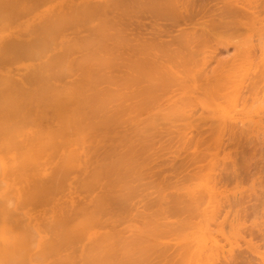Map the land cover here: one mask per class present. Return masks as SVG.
<instances>
[{"label":"bare ground","instance_id":"obj_1","mask_svg":"<svg viewBox=\"0 0 264 264\" xmlns=\"http://www.w3.org/2000/svg\"><path fill=\"white\" fill-rule=\"evenodd\" d=\"M83 1L50 13L59 0H0V62L37 61L18 79L0 75V182L16 207L13 217L0 212V264L16 255L39 264H264V161L255 162L264 150V100L256 102L264 47L252 44L264 45V0H220V11L215 3L207 29L228 41L196 24L179 41L171 36L177 44L162 41V30L158 38L132 35L116 17L134 2L189 24L193 0ZM30 16L24 39L21 20ZM80 27L90 35H63ZM253 34L260 39L249 41ZM222 38L235 44L238 62L226 61L231 68L217 54L220 69L208 72L215 52L205 47ZM241 140L260 142L253 163ZM242 177L252 181L253 200L240 183L232 188ZM21 215L32 218L38 239Z\"/></svg>","mask_w":264,"mask_h":264},{"label":"rangeland","instance_id":"obj_2","mask_svg":"<svg viewBox=\"0 0 264 264\" xmlns=\"http://www.w3.org/2000/svg\"><path fill=\"white\" fill-rule=\"evenodd\" d=\"M78 1V0H77ZM76 0H59V2H57V3H53V4H49L47 7H46V9L45 10H48L50 13L52 12V13H54L52 10H54L55 12H57L59 9L61 10L62 9V7H60V6H62V5H65V4H67V5H65V6H68L69 4H71V3H79V2H82L83 0H81V1H78L77 2ZM85 1H92V3H93V1H94V3L96 2V3H101V2H103L102 0H85ZM98 1V2H97ZM107 1H109V0H107ZM115 1V0H114ZM123 1H125V2H127L126 0H123ZM187 2H186V4H187V6H188V4H190V3H188V0H186ZM194 2H191V4L188 6V11H187V13H186V15L184 16L185 17V21L186 22H193V24H191V22L189 23V24H185V22H183L184 20H182V19H178V22L176 21L175 22V20L173 19V18H170L169 16H167L166 14L165 15H163V14H160V13H158V12H156V11H154L155 9H154V7L153 8H151V9H148L147 7H145V8H138V7H136V6H134L133 5V3H132V5H130L125 11H121V10H119V12L121 13V14H119V16L121 15L122 17H119V18H117L118 16H117V13L118 12H114V13H116L115 15L117 16L116 17V20L118 21V20H120L119 21V23L120 22H122L125 26H127L129 29H127L128 30V32L130 31V30H133V33L130 31L129 33H132V35L134 34V33H136L135 35L137 36V32H139V34L138 35H142V36H145L146 35V37H148L149 35V37H152L153 35L156 37V38H158V36L159 35H157L156 36V34H157V32L159 33L160 31H158V30H162L161 32L163 33H161L160 32V34L162 35H160L159 36V38L162 40V41H166V40H168V41H166V42H168V43H170V42H172V40L174 41L173 42V44L175 43V44H177L178 42L177 41H175V39L181 34V33H183V32H187V31H190L193 27L192 26H194V28L193 29H197V31L198 30H200L199 29V26H200V28L202 27L203 29L202 30H205V31H210V32H208V36L210 37V38H212V36H210V34H213V32H220L221 33V35L223 36L224 35V37H225V39H227V41H228V39L230 38V36L228 35V33L226 34V33H224V32H222V31H220V30H218V29H216L215 31H213L214 29L211 27V28H208L207 29V27H210V24L211 23H213V18H215V16H217L218 14L217 13H219V12H216V11H220V8H222V6H223V4H220V3H218V2H220V0H200V1H198V0H193ZM203 1H205V2H203ZM209 2V3H207V2ZM213 1V2H212ZM224 2H225V0H223ZM222 1V2H223ZM84 2V1H83ZM181 2H183V0L181 1ZM200 2H202V3H200ZM217 2V5L218 6H216V8H215V3ZM221 2V3H222ZM64 3V4H63ZM69 3V4H68ZM104 3V2H103ZM105 3H106V0H105ZM184 3V2H183ZM192 3H193V5H192ZM204 3V5H202L201 6V4H203ZM211 3H212V7H211ZM214 3V4H213ZM102 4V3H101ZM196 4H198L197 6H196ZM209 6H208V5ZM182 5H184V4H182ZM222 5V6H221ZM179 6H180V2H179ZM191 6V8H189ZM196 6V7H195ZM203 7L204 8V10H198V7ZM205 6V7H204ZM181 7V6H180ZM182 7H185V8H183V9H185V10H187L186 9V5L185 6H182ZM182 7L180 8V10H182ZM193 7V8H192ZM194 7L196 8V10L194 9ZM199 7V8H200ZM208 8V9H207ZM212 8H215V12H214V14H213V11H212ZM142 9V10H141ZM144 9H145V11H144ZM153 9V10H152ZM189 9L191 10V11H193V13L192 12H189ZM193 9V10H192ZM200 9H202V8H200ZM210 9H211V11H212V13H211V15L213 14V17L211 18V17H209L208 15H209V13L211 12L210 11ZM219 9V10H218ZM149 10H150V12H149ZM185 10H183V11H185ZM195 10V11H194ZM197 10L198 11H200L199 13L197 12ZM142 11H143V13H142ZM101 12V11H100ZM154 12V14H152ZM202 12V13H201ZM208 14H207V13ZM151 13V16H149V14ZM156 13V14H155ZM157 13L160 15L159 17H157ZM185 13H183V14H185ZM189 13V14H188ZM192 13V14H191ZM194 13H198L197 15L195 14L194 15ZM204 13V14H203ZM207 15H206V14ZM110 14H111V12L110 13H108L107 14V17L109 18V20H111L112 18H111V16H113V13L111 14V16H110ZM126 15V18H125V16H123V15ZM143 14H145V16L143 15ZM191 14V15H190ZM202 14V15H201ZM217 14V15H216ZM128 15V16H127ZM148 15V16H147ZM156 17H155V16ZM210 15V16H211ZM100 16H101V18H106V20H108V18L106 17V15L104 16L102 13H100ZM104 16V17H103ZM147 16V18L145 19V17ZM164 16V17H163ZM166 16V17H165ZM205 16V17H204ZM153 18V20L155 19V23H154V21H153V25L155 26V27H153V25H152V23H151V21H152V18ZM163 17V18H162ZM206 17H208V18H206ZM96 18H97V20H98V18L99 17H95L94 18V20L95 21H97L96 20ZM124 18V19H123ZM151 18V19H150ZM162 18V19H161ZM190 18V19H189ZM202 18V19H201ZM28 19H33V17L32 16H30V17H25V18H22V20H21V22H23V24H24V27H21V29L20 30H22L21 31V33H24V34H22V38H24V39H28V36L25 34V31H24V29H26V24L29 22L28 21ZM149 19V20H148ZM198 19V20H197ZM203 20V21H201V20ZM211 19H212V21H211ZM216 19H218L217 17H216ZM215 19V20H216ZM94 20H91L92 21V23L89 21L87 24H89V28H91V26H93V23L95 22ZM122 20V21H121ZM158 20V21H157ZM170 20V21H169ZM172 20H174V22H172ZM195 20V21H194ZM205 20V21H204ZM94 21V22H93ZM100 21H102L101 19H100ZM132 22L133 23V21H134V23H136V24H134L133 23V25L132 24H130L129 22ZM162 21V22H161ZM167 21V22H166ZM170 23H169V22ZM197 21V22H196ZM200 21V22H199ZM211 21V22H210ZM112 22V21H111ZM148 22V24H146ZM99 23V22H98ZM204 23V24H203ZM206 23V24H205ZM210 23V24H209ZM15 24V23H14ZM86 24V26L85 27H88V25ZM142 24V25H141ZM158 24V25H157ZM182 24V25H181ZM196 24H199V26L198 25H196ZM200 24H203L205 27H203V26H201ZM209 24V25H208ZM96 25V24H95ZM130 25V26H129ZM174 25V26H173ZM207 25V26H206ZM214 26L216 25V23H214L213 24ZM113 26H114V24H113ZM133 26V27H132ZM156 26H157V28H156ZM190 26V27H189ZM197 26V27H196ZM85 27H80V28H77L76 30L74 29V31H73V29L72 30H66V32L63 34L67 39H71V37H73L74 39H77V38H79V37H81V38H83V36L84 35H86L87 33L89 34V32L90 31H88L87 32V29H89V28H85ZM94 27V26H93ZM159 27V28H158ZM216 27V26H215ZM161 28V29H160ZM165 28V32H164V29ZM205 28V29H204ZM12 29H14V28H12ZM80 29H82V30H80ZM135 29H137L136 31H135ZM155 29H156V31H155ZM168 29V30H167ZM175 31H174V30ZM195 29V30H196ZM211 29H213V30H211ZM220 29V28H219ZM79 30V31H78ZM86 31V34H84L82 31ZM181 32H180V31ZM246 29H244V32H246L245 31ZM77 31V32H76ZM168 31V32H167ZM169 31H171V32H169ZM194 31V30H193ZM193 31H191V32H193ZM204 31V32H205ZM128 32H127V34H128ZM140 32H142V34H140ZM179 34H178V33ZM201 32V31H200ZM199 32V33H200ZM243 32V33H244ZM248 32V31H247ZM71 33V34H70ZM79 34V36H78V34ZM91 33V32H90ZM146 33V34H145ZM156 33V34H155ZM168 33V34H167ZM175 33H177L178 35L176 36V34ZM206 33V32H205ZM210 33V34H209ZM74 34V35H73ZM83 34V36H81ZM145 34V35H144ZM215 34V33H214ZM247 33H245V34H243L244 36L246 35ZM90 35V34H89ZM89 35H87V36H89ZM131 34H129V36H132ZM135 35H134V37H135ZM163 35H165V36H163ZM173 35V36H172ZM175 35V36H174ZM207 35V34H206ZM228 35V37H226ZM243 35H241V37H244ZM258 35H260V34H255V37H257ZM263 35V37H264V34H262ZM7 36V35H6ZM71 36V37H70ZM174 38V37H176L175 39H173L172 37ZM216 35H214V37H215ZM217 36H218V34H217ZM220 36V35H219ZM247 36V35H246ZM245 36V37H246ZM252 36V35H251ZM250 36V37H251ZM8 37V36H7ZM148 37V38H149ZM170 37V38H169ZM221 37V36H220ZM249 37V38H250ZM254 37V34H253V36L249 39V41L252 39V41H253V39L254 40H256L257 38H253ZM259 37V36H258ZM260 37H261V35H260ZM260 37L258 38V39H260ZM262 37V38H263ZM72 38V39H73ZM164 38V39H163ZM206 38V37H205ZM208 38V37H207ZM238 38V37H237ZM239 38H240V36H239ZM180 39V38H179ZM199 39V38H198ZM216 40H218L217 39V37L215 38ZM214 39V40H215ZM223 39V38H222ZM225 39H223L224 41V43L222 42V40H219L218 42L217 41H215L216 43L214 44V43H212L211 41H209L210 39H208V41L211 43H209V45H211L212 46V48H215L216 50L214 51V50H212V48H210L209 46V48L207 47H205V49L208 51H206L207 53H209V50L211 49V51H210V53H214L215 52V54H213V55H209V57L211 58V61H210V59L208 60L209 62H211L212 64L210 65V63L209 62H207V64H209L210 66H208L207 64H206V66H208V69L207 70H209L208 72H211L212 73V71L214 72V68H215V70L217 69V68H219L220 69V64L222 63V62H228V63H230V62H232V60H231V58L232 59H234V57H232L233 56V54L234 53H236V51H235V49H234V46H235V44H231V43H227L226 44V42L227 41H225ZM245 39V38H244ZM177 40H178V38H177ZM213 40V41H214ZM233 40H234V43L237 41L236 39H234L233 38ZM243 40V39H242ZM264 40V39H263ZM179 41V40H178ZM200 42H201V40H199ZM208 41H207V43H208ZM240 41V40H239ZM248 41V42H249ZM251 41V42H252ZM259 41V40H258ZM258 41H256V42H258ZM261 41V40H260ZM259 41V42H260ZM199 42V43H200ZM221 42V43H220ZM258 42V44L257 43H255L254 41L252 42V44L257 48V49H259V47L261 48V47H264V45H262V43L260 44ZM257 45H255V44ZM222 44V45H221ZM238 44H239V42H238ZM237 44V45H238ZM260 44V45H259ZM195 45H198V47H202L200 44H198V40H197V43L195 44ZM231 45L233 46V47H231ZM237 45H236V47H237ZM215 46V47H214ZM197 47V46H196ZM195 47V48H196ZM225 49V50H224ZM232 49H234V51L232 50ZM252 49H254V47L252 48ZM251 49V50H252ZM257 49H254V51H253V53H252V58L254 57V55H255V57L257 56V54H254L255 53V50L257 51V52H259V50H257ZM199 50H201V49H199ZM204 50V49H203ZM263 50H264V48H263ZM202 51V50H201ZM201 51H199L198 53L200 54V53H202ZM213 51V52H212ZM225 52V53H224ZM233 52V53H232ZM252 52V51H251ZM256 52V53H257ZM221 53V54H220ZM238 53V52H237ZM260 53V52H259ZM258 53V54H259ZM198 54V55H199ZM218 54V56L220 55L221 57L219 58L220 59V61L221 60H223V61H221V63L218 65V64H216L215 62H213V56H215V55H217ZM261 54V53H260ZM259 54V55H260ZM224 55V56H223ZM232 55V56H231ZM236 55V54H235ZM262 55H264V54H262ZM200 57L202 56V54H200L199 55ZM198 56V57H199ZM217 56V57H218ZM237 56H239V54L237 55ZM261 56V55H260ZM216 57V56H215ZM216 57V59H218ZM242 57V56H241ZM259 57V56H258ZM258 57H256L254 60L256 61L257 60V58ZM227 58V59H226ZM229 58H230V60H229ZM237 58H239V57H237ZM260 58L261 57H259V61H260ZM213 59V60H212ZM224 59H225V61H224ZM239 59H241V58H239ZM235 60V59H234ZM237 60V59H236ZM235 60V62H238V60L236 61ZM215 61V60H214ZM219 61V60H218ZM240 61V60H239ZM259 61H258V63H259ZM37 61H35L34 63H36ZM227 62H226V64H227ZM233 63V64H236V63ZM257 62V61H256ZM261 62V61H260ZM34 63H25V64H22V65H20V67H17V66H15V65H12V66H9V65H7V64H4V63H2V62H0V75H2V76H4V74H6V76H8V75H12L13 76V78H15V79H18V78H20L21 77V75L20 74H22V76H23V74L24 73H26V71L27 70H30L31 68H33V66H34ZM223 64V63H222ZM232 64V63H231ZM231 64H227V65H230L231 66V68L234 66V65H231ZM218 65V66H217ZM256 65H257V63H256ZM259 65V64H258ZM257 65V66H258ZM205 66V67H206ZM262 66H264V64L263 65H261V67H260V69L262 70ZM13 67H14V70H13ZM224 67V66H223ZM226 67V66H225ZM3 68V69H2ZM12 68V69H11ZM226 68H228L227 70H229L230 69V67H226ZM21 69V70H20ZM23 69V70H22ZM18 70V71H17ZM20 70V71H19ZM256 70H257V68H256ZM264 70V69H263ZM262 70V71H263ZM11 71H13V72H11ZM257 71H260L259 69L257 70ZM19 72V73H18ZM207 72V71H206ZM255 72V71H254ZM252 73V74H255V73ZM18 73V74H17ZM211 73H209V74H211ZM256 74H258L257 72H256ZM18 75V76H17ZM260 75V74H259ZM260 77H263V76H260ZM71 78V77H70ZM70 78H67L66 80H70ZM252 79L254 78V77H251ZM258 78H259V76H258ZM257 78V79H258ZM264 79V78H263ZM256 80V79H255ZM261 80V79H260ZM256 81H258V80H256ZM256 81H255V83H256ZM60 83H62V82H60V81H56L55 82V84H56V86H60ZM254 83V84H255ZM260 83V82H259ZM259 83H256V84H259ZM58 84V85H57ZM261 84H263L262 82H261ZM260 85V84H259ZM246 86H247V84H246ZM260 86H264V85H260ZM247 87H257V86H252V85H249V86H247ZM264 88V87H263ZM263 88H261V87H258V90H259V92L257 93V95L258 94H260V91L261 90H263V92L261 93L262 95H264L263 93H264V89ZM261 96V95H260ZM264 97H262L261 98V100H260V97H259V95H258V98H257V100H256V102L257 103H259V101H260V104H262L263 102H262V100H264L263 99ZM258 99H259V101H258ZM255 104V103H254ZM258 105V104H257ZM255 106V105H254ZM259 106V105H258ZM264 107V104L263 105H261V107ZM262 107V109H264ZM263 111V113L262 112H260V117H262L260 120L262 121L263 119H264V110H262ZM262 113V114H261ZM260 121V122H261ZM248 124V123H247ZM262 124V123H261ZM250 125V124H249ZM248 125V126H249ZM241 126H242V124H241ZM244 127H245V125H243ZM247 126V125H246ZM252 126V125H251ZM250 126V127H251ZM262 126V125H261ZM263 126H264V120H263ZM262 126V127H263ZM243 127V130L245 129L246 130V128H244ZM249 127V128H250ZM248 129V128H247ZM244 130V131H245ZM250 130H251V128H250ZM250 130L248 129L247 131H245V132H250ZM262 133L264 132V129L262 128ZM256 132V131H255ZM261 133V132H260ZM259 133V134H260ZM256 134H258L257 132H256ZM255 134V135H256ZM252 135V134H251ZM254 135V134H253ZM252 135V136H253ZM248 137H249V139H250V136L249 135H247ZM246 136V137H247ZM251 136V138H253L254 139V137H252ZM257 136V135H256ZM262 136H263V138H262ZM261 136V138H260V135H259V137H258V139H257V141L259 140V138L263 141V139H264V134ZM248 137L246 138V139H248ZM3 138H5L6 139V137H3ZM14 139V138H13ZM13 139H11V140H13ZM243 139H244V137H243ZM248 139V140H249ZM255 139H256V137H255ZM254 139V141L256 142V140ZM2 140H4V139H2ZM250 140H252V139H250ZM261 140H259V141H261ZM14 141H15V139H14ZM244 142V140L242 141H240V145H242V144H244L243 143ZM248 141H246L245 142V146L247 147V151H245L244 149H246V148H243V149H240V150H238V151H245V152H247L246 153V158L247 157H250L251 158V161H252V157H254L255 159H254V161L257 159V157H258V155H259V152H257V151H259L260 149L262 150L263 148H264V145H263V148H260L259 147V145H260V142H259V145H258V147H256L257 145H256V143H251V144H255V145H252L251 146V144H250V142L249 143H247ZM242 143V144H241ZM246 143L247 144H249V146L248 145H246ZM264 143V142H263ZM239 145V146H240ZM243 145V146H244ZM254 146L256 147V149H254ZM261 147H262V145H261ZM240 148V147H239ZM242 148V147H241ZM1 149H2V147H1ZM257 149H259V150H257ZM255 150V151H254ZM252 151H254L253 152V155L255 154V152L257 153V154H255V156L257 155V157H255V156H252L251 157V152ZM245 152H244V154H245ZM262 152V153H261ZM260 153V157L257 159V161H255V162H257L258 163V160H259V162H260V160H262V162L264 161V159H262L263 157H264V150H262ZM249 155V156H248ZM241 156V154L239 155L238 154V157H240ZM254 161H252V163L254 162ZM260 164V163H259ZM253 165V164H252ZM255 166H256V164H254V169H255ZM260 167H261V171H262V175L261 174H258L259 175V177H261V178H263L264 177V175H263V173H264V162L262 163V166L260 165ZM260 167L259 166H256V169H258L259 170V172H260ZM255 169V170H256ZM263 169V170H262ZM254 170V171H255ZM257 171V170H256ZM258 172V173H259ZM257 175V176H258ZM261 175V176H260ZM243 179H241V181H242V183L240 182V180H239V182H234V183H232V185H233V187L232 188H234V185H235V187H236V185H238L239 183L241 184V187H240V185H238L239 186V189H241V191L245 194V196L246 197H249V195H251L252 196V194L253 193H251L250 194V192H249V195H248V191H250L248 188H249V186H251V183H252V181L250 180V178H249V180H248V177H246V179L244 178V177H242ZM260 178V180H259V178H257L258 180H259V182H257V180L255 181V183L257 182L258 184L261 182V180L263 181V179H261ZM247 181H249L250 182V184H249V186L247 185ZM246 183V187H245V184ZM262 183V182H261ZM260 183V184H261ZM0 212H2V213H4V215L6 214V213H8V212H11L12 213V217H13V215L16 213V207H15V205H14V198L12 197V193L10 192V189H9V186H8V184H7V182H0ZM258 184H255V185H257L258 186ZM262 184H264V181H263V183ZM232 185H230V186H232ZM242 185H244V186H242ZM262 187H263V185H261ZM261 186H258L257 188H259V187H261ZM7 187H8V189H7ZM255 187V190L257 189L256 188V186H254ZM248 189V190H244V189ZM261 190H262V188H260ZM244 190V191H243ZM258 190V189H257ZM260 190V191H261ZM9 191V192H8ZM247 191V194L245 193ZM259 191V190H258ZM4 192H6V194L7 195H3L4 194ZM8 192V193H7ZM256 192V191H255ZM262 192H264V191H262ZM257 193H259V192H257ZM244 194H243V196H244ZM260 194H263V193H260ZM259 194V195H260ZM239 195V194H238ZM257 195V194H256ZM240 196H242V194H240L239 195V197ZM251 196H250V198L249 199H252L253 200V198L255 197V195L253 194V197L251 198ZM5 197V198H4ZM153 197V196H152ZM6 198H7V200H6ZM248 199V198H247ZM250 204H251V202H249ZM141 205L142 204H144V202H141L140 203ZM248 203H246V205H247ZM141 205H140V207H141ZM249 205V204H248ZM250 207H252V205H250ZM250 207L248 206V208L250 209ZM259 207H261V208H263L264 206L263 205H260ZM137 208H139V205L137 206ZM143 208V206L141 207V208H139L140 210ZM138 209V210H139ZM248 209V210H249ZM264 209V208H263ZM251 210H252V208H251ZM255 210V209H254ZM260 209L258 208L257 209V211H259ZM261 211V210H260ZM264 211V210H263ZM250 212V211H249ZM249 212H247V219H249V221H253L254 219V217H253V213L251 212V213H249ZM254 212V211H253ZM262 212V211H261ZM254 213H256V212H254ZM259 213V212H258ZM250 215H252V217L250 216ZM259 215V214H258ZM255 216V215H254ZM261 216V215H260ZM250 217L252 218V219H250ZM255 217H258L259 218V216H255ZM19 219H23V220H25L28 224H29V226L32 228V230H33V232H34V235H35V237L38 239L39 238V236H40V234L37 232V230L35 229V227H34V222L32 221V218L31 217H27V216H23V215H21V217H18ZM7 220H10V219H7ZM261 220V219H260ZM248 221V220H247ZM248 221V222H249ZM247 222V223H248ZM250 224V223H249ZM248 224V225H249ZM22 258L23 257H18L17 255L14 257V259L12 260V261H9V263L8 264H20V262H24V264H39V263H37V262H35V261H31L30 259H27V258H25V259H23L22 260ZM22 260V261H21ZM257 263V262H256Z\"/></svg>","mask_w":264,"mask_h":264}]
</instances>
